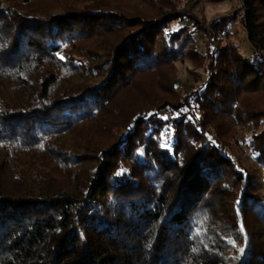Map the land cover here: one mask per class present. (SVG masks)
<instances>
[{"label": "trees", "instance_id": "1", "mask_svg": "<svg viewBox=\"0 0 264 264\" xmlns=\"http://www.w3.org/2000/svg\"><path fill=\"white\" fill-rule=\"evenodd\" d=\"M244 5L250 59L235 16L172 0H0V264H264V194L224 152L232 119L264 165V0ZM185 60L203 86L178 89Z\"/></svg>", "mask_w": 264, "mask_h": 264}, {"label": "rangeland", "instance_id": "2", "mask_svg": "<svg viewBox=\"0 0 264 264\" xmlns=\"http://www.w3.org/2000/svg\"><path fill=\"white\" fill-rule=\"evenodd\" d=\"M174 2V11L184 13L195 17L202 25L209 28L210 24L222 17L235 16L236 22L233 26V36L228 38L225 43L230 47H235L245 57L250 59L252 55V46L250 45L247 33L244 27L245 5L244 0H222L215 2L213 0H172ZM260 21L264 24V10L261 9ZM178 22L172 23L175 27ZM184 24H190L185 19ZM196 40L199 47L204 51L205 37L201 33H196ZM206 65H194L193 62L185 60L176 63L178 76V89L184 91L190 86L201 87L208 78ZM160 117H172L170 113L161 114ZM233 124L235 133L234 140L226 143L225 154L231 157L239 166L248 170L256 176L258 190L264 194V165L258 162L257 154L253 153L249 147L253 132L250 126H242L230 120ZM213 134V132H212ZM216 135L213 134L215 138ZM224 141V140H223Z\"/></svg>", "mask_w": 264, "mask_h": 264}, {"label": "snow or ice", "instance_id": "3", "mask_svg": "<svg viewBox=\"0 0 264 264\" xmlns=\"http://www.w3.org/2000/svg\"><path fill=\"white\" fill-rule=\"evenodd\" d=\"M241 231H243V228H241ZM244 251H245V249H244L243 247H241V248L239 249V252H240L241 254H243Z\"/></svg>", "mask_w": 264, "mask_h": 264}]
</instances>
